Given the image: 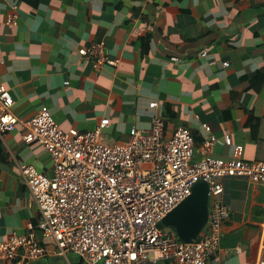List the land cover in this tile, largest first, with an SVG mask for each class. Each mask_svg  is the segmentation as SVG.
<instances>
[{
    "label": "crops",
    "instance_id": "1",
    "mask_svg": "<svg viewBox=\"0 0 264 264\" xmlns=\"http://www.w3.org/2000/svg\"><path fill=\"white\" fill-rule=\"evenodd\" d=\"M100 41L108 61L94 72L78 49ZM0 83L19 119L46 106L62 129L87 131L108 118L101 140L112 145L132 127L149 129L159 115L165 137L190 129L195 159L211 135L219 142L209 154L231 158V146L221 142L229 133L245 161L264 162V0H0ZM152 101L158 104L150 108ZM22 132L18 124L0 136V241L27 233L40 217L18 165L52 172L47 151L26 144ZM221 183L229 215L208 263L264 262V185L244 175ZM12 264L82 261L50 253Z\"/></svg>",
    "mask_w": 264,
    "mask_h": 264
},
{
    "label": "built area",
    "instance_id": "2",
    "mask_svg": "<svg viewBox=\"0 0 264 264\" xmlns=\"http://www.w3.org/2000/svg\"><path fill=\"white\" fill-rule=\"evenodd\" d=\"M16 20L13 6L7 21L15 24ZM78 53L91 61L94 72L108 61L101 41L81 46ZM157 104L152 101L148 106ZM12 105L8 88L0 83V136L21 124L22 140L43 146L51 158L52 172L18 165L40 217L35 226L28 224L27 233H11L0 241V264H12L17 257L21 261L39 259L50 253H72L82 264H155L168 259L179 264H209L221 225L229 215L220 200L222 177L244 175L264 185V162L245 161L243 146L234 144L229 133L221 142L231 146V158L209 154L211 144L219 142L211 135L203 142V155L195 159L190 129L179 126L165 137L159 115L153 116L149 129L132 127L125 141L109 145L101 140L108 118L100 119L92 130L62 129L46 106L30 118L19 119ZM201 126L210 131L207 123ZM199 181L208 185L206 227L197 240L183 242L175 233L158 227V222Z\"/></svg>",
    "mask_w": 264,
    "mask_h": 264
},
{
    "label": "water",
    "instance_id": "3",
    "mask_svg": "<svg viewBox=\"0 0 264 264\" xmlns=\"http://www.w3.org/2000/svg\"><path fill=\"white\" fill-rule=\"evenodd\" d=\"M207 218L208 185L199 181L192 186L191 193L158 222V227H173L181 241L191 242L198 239Z\"/></svg>",
    "mask_w": 264,
    "mask_h": 264
},
{
    "label": "rangeland",
    "instance_id": "4",
    "mask_svg": "<svg viewBox=\"0 0 264 264\" xmlns=\"http://www.w3.org/2000/svg\"><path fill=\"white\" fill-rule=\"evenodd\" d=\"M105 143H106V144H111V143L106 142V141H105ZM164 230H166V231H168V232H170V233H175V230H174L173 227L166 226V227H164Z\"/></svg>",
    "mask_w": 264,
    "mask_h": 264
},
{
    "label": "trees",
    "instance_id": "5",
    "mask_svg": "<svg viewBox=\"0 0 264 264\" xmlns=\"http://www.w3.org/2000/svg\"><path fill=\"white\" fill-rule=\"evenodd\" d=\"M206 227V226H205ZM205 227H204V229H205Z\"/></svg>",
    "mask_w": 264,
    "mask_h": 264
}]
</instances>
